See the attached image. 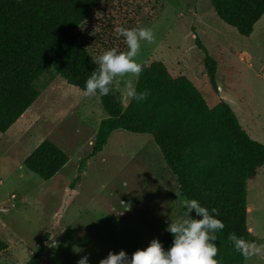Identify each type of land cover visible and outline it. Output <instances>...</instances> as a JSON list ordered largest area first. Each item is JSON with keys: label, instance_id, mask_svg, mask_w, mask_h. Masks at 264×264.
<instances>
[{"label": "rangeland", "instance_id": "374dc122", "mask_svg": "<svg viewBox=\"0 0 264 264\" xmlns=\"http://www.w3.org/2000/svg\"><path fill=\"white\" fill-rule=\"evenodd\" d=\"M163 4L153 22L140 25L153 32L151 43L140 42L135 59L141 69L164 62L173 77H188L210 107L229 103L243 128L264 144V15L246 37L219 18L209 0ZM196 37L217 60L218 92L210 84ZM138 77L126 74L113 84L122 93L123 81L131 80L135 87ZM38 85V100L0 133V238L8 244L0 264H23L46 231L50 238L44 264H77L85 255L89 264H99L110 251L124 250L130 257L159 239L186 198L153 137L114 131L72 185L105 116L99 96H85L54 70ZM130 101L123 98L125 108ZM45 139L69 156L49 180L24 165ZM247 204L248 228L256 238L249 243L260 252L248 256L245 264H264V167L248 180Z\"/></svg>", "mask_w": 264, "mask_h": 264}, {"label": "trees", "instance_id": "16d2710c", "mask_svg": "<svg viewBox=\"0 0 264 264\" xmlns=\"http://www.w3.org/2000/svg\"><path fill=\"white\" fill-rule=\"evenodd\" d=\"M216 14L249 37L264 15V0H209ZM163 0H0V133L7 132L38 100L40 78L54 70L81 90L105 50L127 51L119 27H140L153 22L163 10ZM210 84L219 91L217 60L196 37ZM99 96L105 116L100 120L88 158L101 153L112 133L124 130L151 135L170 171L177 177L186 199L217 208L225 227L216 233L220 264H245L228 239L235 233L256 241L248 219L247 184L264 167V144L253 139L225 101L210 107L201 91L186 76L173 77L162 61L144 67L136 90L149 91L145 101L131 99L125 108L121 91ZM69 161L54 141L43 140L24 165L44 180L53 178ZM193 218L195 212L191 213ZM50 233L46 231L23 264H44ZM165 250L173 236L159 238ZM8 244L0 238V253Z\"/></svg>", "mask_w": 264, "mask_h": 264}, {"label": "clouds", "instance_id": "9594fccd", "mask_svg": "<svg viewBox=\"0 0 264 264\" xmlns=\"http://www.w3.org/2000/svg\"><path fill=\"white\" fill-rule=\"evenodd\" d=\"M119 35L123 37L127 51H119L113 47L103 51L95 60L96 67L84 81L83 93L85 96L101 97L114 94V80L126 74L138 76L141 65L136 56L140 49V42L153 41L151 28L119 27ZM122 95L124 100L134 99L137 103L145 101L149 91H137L131 80L123 81ZM126 187V183L124 185ZM181 211L176 218L168 223L166 231L173 236L172 246L164 249L159 239H152L143 249H137L129 257L126 251L109 252L99 264H220L217 257L216 233L225 225L219 219L217 208H207L197 199H185L181 202ZM195 212L193 218L191 213ZM228 239L233 247L245 258L259 251L254 245L235 233H229ZM77 264H89L87 255L82 256Z\"/></svg>", "mask_w": 264, "mask_h": 264}, {"label": "crops", "instance_id": "0c3cea01", "mask_svg": "<svg viewBox=\"0 0 264 264\" xmlns=\"http://www.w3.org/2000/svg\"><path fill=\"white\" fill-rule=\"evenodd\" d=\"M251 35H252V34H251ZM254 247H256V248H257L258 246H257V245H254ZM257 249H258V248H257ZM259 252H260V251H259Z\"/></svg>", "mask_w": 264, "mask_h": 264}, {"label": "bare ground", "instance_id": "6f19581e", "mask_svg": "<svg viewBox=\"0 0 264 264\" xmlns=\"http://www.w3.org/2000/svg\"><path fill=\"white\" fill-rule=\"evenodd\" d=\"M249 211V210H248Z\"/></svg>", "mask_w": 264, "mask_h": 264}]
</instances>
